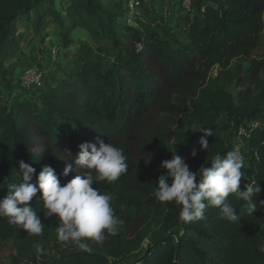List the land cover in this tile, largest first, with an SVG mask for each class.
<instances>
[{
	"label": "trees",
	"instance_id": "trees-1",
	"mask_svg": "<svg viewBox=\"0 0 264 264\" xmlns=\"http://www.w3.org/2000/svg\"><path fill=\"white\" fill-rule=\"evenodd\" d=\"M55 1L0 0L2 81L7 71L1 56L12 25L30 23L32 12L37 33L46 19L66 37L78 29L114 42L126 32L142 46L140 61L124 68L118 54L110 63L108 51H94L78 39L69 48L72 56L64 61L68 67L61 79L39 88L10 86L0 105V200L10 185L22 182L20 161L35 168L32 183L50 166L60 185H66L78 174L66 152L75 157L85 142L103 140L123 149L128 169L113 183L93 185L112 197L119 223L115 234L105 231L102 241H81L87 248L59 239V221L44 217L39 192L30 204L44 225L41 235H30L0 217V242L11 243L12 262L56 243L60 250L52 264H119L129 259H135L133 264H264V0H191L180 22L163 9L164 0H150L158 10L142 17L135 12L138 7L128 8L129 0H109L108 5L68 0L61 12L43 7ZM259 49L263 54L254 57ZM234 62H239L235 69ZM234 86L236 96L227 92ZM194 125L213 129V136L193 132ZM242 125L246 134L238 151L245 178L239 191L256 180L261 189L252 198L257 211L250 215L247 202L232 194L236 223L222 220L214 207L205 209L203 220L184 222L181 206L155 198L159 176L166 175L163 161L176 154L195 174L201 166L210 167L216 155L234 150ZM202 138L210 151H199ZM194 149L197 155L192 157ZM66 164L74 169L67 177L61 175Z\"/></svg>",
	"mask_w": 264,
	"mask_h": 264
},
{
	"label": "clouds",
	"instance_id": "clouds-1",
	"mask_svg": "<svg viewBox=\"0 0 264 264\" xmlns=\"http://www.w3.org/2000/svg\"><path fill=\"white\" fill-rule=\"evenodd\" d=\"M193 127V132L202 131L204 137L213 136L211 128ZM199 143V151L211 150L206 138ZM196 155L197 150L194 149L191 156ZM66 156L73 159L78 174L64 186L60 185L55 170L50 166H45L36 182L32 183L35 168L20 161L22 182L10 185L8 194L0 200V217H7L10 225L18 226L30 235H41L44 225L30 204L39 192L44 217L55 216L59 221L60 226L56 230L59 239L77 242L80 247L87 248L88 245L81 241H102L105 231L115 234L119 223L110 203L112 197L101 194L93 185L101 181H117L127 172L128 165L123 149L103 140H97L95 144L85 142L79 145L78 155L71 157V153L66 152ZM160 167L166 175L159 176L154 196L160 202H175L181 206L179 216L184 222L203 220L205 209L214 207L219 209L222 220L236 223L239 215L229 201L232 194L247 202L250 215L257 211L252 198L261 189L256 180L248 182L245 189L239 191L240 181L245 176L241 171L244 157L238 150L228 151L223 157L216 155L210 167L201 166L195 174L176 154L163 161ZM72 171V165L66 164L61 175L67 177Z\"/></svg>",
	"mask_w": 264,
	"mask_h": 264
},
{
	"label": "rangeland",
	"instance_id": "rangeland-1",
	"mask_svg": "<svg viewBox=\"0 0 264 264\" xmlns=\"http://www.w3.org/2000/svg\"><path fill=\"white\" fill-rule=\"evenodd\" d=\"M115 1H121L122 4L125 2V0H112V2ZM137 1L139 6H137L138 10L135 12L141 17L144 14L150 15L158 10V5H153L150 0ZM183 1L184 0H164L163 9L169 11L176 22H180L179 19L185 11ZM67 3L68 0H56L53 4L54 6L45 3L43 7L49 8V11L56 9V11L61 12L62 6H66ZM101 3L103 5H108L109 0H101ZM190 9L191 8H189V10ZM29 15L30 23L26 20H18L12 25L11 35L6 39L4 45L1 61L7 71V76L4 81L0 79V105L5 103L7 96L6 90L10 86H18L25 89L29 88L23 82V80L26 81L24 74L27 71L35 72L37 77H39V83L33 86L35 88L44 87L46 84L51 85L52 79H61V77L67 73L68 64H65V60H70L72 56V50H69V48L72 47L71 49H73L77 43L76 41H79L78 39L85 41L94 51H108L111 54L108 59L110 63L114 62L118 54L122 59L124 64H122V66L124 68H132L138 65L140 61L142 46L137 41H131L129 38L130 36L126 32L123 33V35H117V37L114 38V42L106 39L105 36L102 35L98 37H89L78 29L66 37L60 27L53 25L50 19H46L39 25V33H37L35 13L32 12ZM131 26L132 25H129V27ZM43 37H45V39L41 44L39 38ZM262 54L263 50L259 49L254 52V57H260ZM63 62L64 66H62ZM237 65H239V62H234L232 64L234 69ZM243 66L246 67V63L243 64ZM211 76H216L215 70L212 71ZM227 92L232 96H236L238 88L235 86L231 87L227 89ZM259 125L261 126L260 123ZM242 127L245 129V125H242ZM240 140L241 138H239L237 134L233 145L234 150L243 147V143H241ZM145 249L146 243L143 245L142 252H144ZM59 250V246L56 243H52L41 249L37 254L44 258V264H52ZM13 254L11 243L0 242V264H12ZM134 262L135 259H129L119 264H133Z\"/></svg>",
	"mask_w": 264,
	"mask_h": 264
},
{
	"label": "built area",
	"instance_id": "built-area-1",
	"mask_svg": "<svg viewBox=\"0 0 264 264\" xmlns=\"http://www.w3.org/2000/svg\"><path fill=\"white\" fill-rule=\"evenodd\" d=\"M190 5H191V0L183 1V6L185 11H189ZM127 6L129 9H133L139 6V3L134 0H129ZM24 78L26 81L23 80V82L27 87L34 86L39 83V77H37L35 72H31V71L25 72ZM237 134L239 138H242L246 134V129L240 126ZM37 253L27 259L15 261L12 264H44V258Z\"/></svg>",
	"mask_w": 264,
	"mask_h": 264
}]
</instances>
